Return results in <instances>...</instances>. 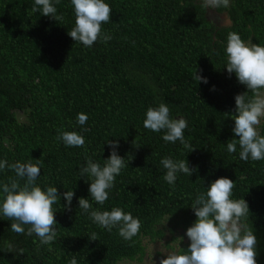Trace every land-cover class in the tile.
Returning <instances> with one entry per match:
<instances>
[{
  "label": "trees",
  "instance_id": "obj_1",
  "mask_svg": "<svg viewBox=\"0 0 264 264\" xmlns=\"http://www.w3.org/2000/svg\"><path fill=\"white\" fill-rule=\"evenodd\" d=\"M52 2L58 21L34 13V0H0V161L39 160L36 184L57 187L60 196L52 206L57 238L50 244L28 236L29 225L15 233L14 221L0 213V264H69L73 257L77 264L141 261L142 240L162 239L157 227L166 217L172 231L180 228L186 236L197 219L192 202L220 177L234 182L233 200H246L244 222L257 239V264H264V160H241L238 144L235 153L227 151V143L239 139L232 131L235 96L248 89L227 72L225 51L229 32L264 46V0H230L229 7L213 9L227 16L226 27L208 20L200 0H105L112 12L101 32L111 39L98 38L91 47L67 34L75 24L71 0ZM196 69L207 83L195 80ZM162 102L171 118L187 121L184 136L193 151L143 126L146 110ZM79 113L88 117L84 125ZM58 129L81 134L85 144L65 146ZM109 140L118 141L125 167L100 205L79 169L87 157L103 166ZM166 156L186 160L195 171L177 173L175 184H168L160 163ZM10 178L18 179L13 170H0V186ZM66 191L74 192L67 207ZM81 197L93 209L130 212L140 220L139 233L125 240L118 227L101 228L79 208ZM93 233L96 240L89 239ZM186 238L177 252L188 249Z\"/></svg>",
  "mask_w": 264,
  "mask_h": 264
},
{
  "label": "clouds",
  "instance_id": "obj_2",
  "mask_svg": "<svg viewBox=\"0 0 264 264\" xmlns=\"http://www.w3.org/2000/svg\"><path fill=\"white\" fill-rule=\"evenodd\" d=\"M55 2L58 4L60 0ZM201 3L206 9L217 10L220 7H229L230 0H201ZM71 4L74 7L75 24L67 34L75 42L91 47L98 38L105 43L111 39L109 35L101 32V25L110 22L112 12L105 0H71ZM32 11H41L42 15L57 21L62 19L56 14L57 9L52 0H34ZM225 51L227 72L234 73L238 82L248 89L247 92L235 96L232 131L239 139H232L227 143V151L235 153L238 144L241 160H264V135L258 130L264 119V46L252 41L245 42L236 32H229ZM194 78L198 82H208L207 78L197 74V69ZM87 119L84 113L77 115L80 125H84ZM143 126L153 132L163 131L162 139L166 143L174 144L179 141L189 152L194 150L184 136L187 121L183 117L171 118L170 109L163 102L146 110ZM57 131V140L63 141L65 146L82 147L85 144L84 137L75 131ZM107 144L111 152L103 166L87 157L86 166L79 169L80 177L87 176L86 182L90 181V197L100 205L108 200V190L114 186L116 176L125 167V159L117 154L118 141L109 140ZM160 163L166 169L163 179L170 185L175 184L177 173L190 176L195 171L186 160L174 161L166 156ZM38 165L39 160L35 164L31 161H17L11 165L7 161H0V170L8 167L18 178H10L0 186V213L14 221L10 226L12 231L24 234L23 226L29 225L26 234H35L40 244L46 245L57 238L52 206L60 200V196L57 187L48 186L46 190H42L36 184L41 169ZM20 180L25 181L23 185ZM233 188L234 182L231 179L220 177L210 183L206 192L197 194L191 204L197 219L186 231L190 240L188 249L183 253L167 252V258L161 259L159 264H257V239L253 230L244 222L249 214L248 204L243 198H231ZM73 196V191L63 193L67 202L65 207L71 205ZM78 204L93 223L101 228L110 232L118 227L119 235L125 240H131L139 233V218H134L130 212L126 213L120 207H113L111 211L93 209L89 199L83 197L78 200ZM89 239L96 240V234L93 233ZM7 247L11 252L12 245ZM69 264H77L76 258L73 257Z\"/></svg>",
  "mask_w": 264,
  "mask_h": 264
},
{
  "label": "rangeland",
  "instance_id": "obj_3",
  "mask_svg": "<svg viewBox=\"0 0 264 264\" xmlns=\"http://www.w3.org/2000/svg\"><path fill=\"white\" fill-rule=\"evenodd\" d=\"M208 20L218 27H226L229 25L226 24V18L224 19L217 15L212 16L211 14H208ZM16 116L19 120L25 119L21 112H17ZM263 123L264 119L261 121V125L258 129L259 131ZM172 226V218L166 217L157 227L164 232V237L162 239L151 240L149 238H144L142 240L144 246V256L142 260H125L121 264H159L161 259L167 258V252H177L181 244L187 241V238L180 228L172 231Z\"/></svg>",
  "mask_w": 264,
  "mask_h": 264
},
{
  "label": "flooded vegetation",
  "instance_id": "obj_4",
  "mask_svg": "<svg viewBox=\"0 0 264 264\" xmlns=\"http://www.w3.org/2000/svg\"><path fill=\"white\" fill-rule=\"evenodd\" d=\"M209 11V13L213 16V15H217V16H222L223 14L219 15L217 14L213 9H207V12Z\"/></svg>",
  "mask_w": 264,
  "mask_h": 264
},
{
  "label": "bare ground",
  "instance_id": "obj_5",
  "mask_svg": "<svg viewBox=\"0 0 264 264\" xmlns=\"http://www.w3.org/2000/svg\"><path fill=\"white\" fill-rule=\"evenodd\" d=\"M208 12H209V11H208ZM208 14H209V13H208ZM219 15H220V14H219ZM219 17H220V16H219ZM221 18H224V19L226 18V20H227L226 22H227L228 24H230L228 18L225 16V14H223V15L221 16Z\"/></svg>",
  "mask_w": 264,
  "mask_h": 264
}]
</instances>
